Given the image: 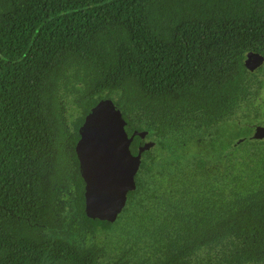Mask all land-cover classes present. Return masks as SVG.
Segmentation results:
<instances>
[{
	"label": "trees",
	"instance_id": "obj_1",
	"mask_svg": "<svg viewBox=\"0 0 264 264\" xmlns=\"http://www.w3.org/2000/svg\"><path fill=\"white\" fill-rule=\"evenodd\" d=\"M253 53L264 0H0V264H264V141L226 150L264 125ZM104 107L152 134L194 110L224 127L179 185L130 194L109 225L85 215L73 170Z\"/></svg>",
	"mask_w": 264,
	"mask_h": 264
},
{
	"label": "water",
	"instance_id": "obj_2",
	"mask_svg": "<svg viewBox=\"0 0 264 264\" xmlns=\"http://www.w3.org/2000/svg\"><path fill=\"white\" fill-rule=\"evenodd\" d=\"M247 71L264 66V57L245 54ZM237 121H235L236 123ZM138 130L124 121L116 107L92 109L79 128L75 153L84 181V213L90 219L113 222L135 189L134 175L140 163L141 148L134 146ZM264 140V127L250 125L232 147L244 141Z\"/></svg>",
	"mask_w": 264,
	"mask_h": 264
},
{
	"label": "flooded vegetation",
	"instance_id": "obj_3",
	"mask_svg": "<svg viewBox=\"0 0 264 264\" xmlns=\"http://www.w3.org/2000/svg\"><path fill=\"white\" fill-rule=\"evenodd\" d=\"M251 99L252 101L257 102L259 96L257 97L253 96V98ZM203 111L204 110H202L200 113L198 110H194L193 113L192 112L184 113V117L179 123V125H182L180 129H178V127L173 125L175 124L176 117L170 118V120H172L170 121L172 123L171 126L169 127L167 132H162V133L158 132L159 128L156 127L157 124L156 126H154V134H152L149 131H147V129H142V125L140 124V122L138 124H129L127 122L132 128L139 131L138 134L134 137V146L136 148L140 147L142 150L140 154V163L134 175L135 189L128 192L126 205L113 222H105V221H101V222L108 223L109 225L115 224L122 215L123 210L128 205L130 194H132L135 198H137L141 193L145 192V189L147 187V191L154 192V197H157L170 192L176 182L177 185L180 184V180L182 179L184 170L189 167L190 159L192 158V155L200 156L201 153H203V150H205V145L210 146L211 143H215L212 141L217 140L218 133L220 135L221 129L222 127H224L223 123H219V121H215V119L212 117V114H209V116L206 117L207 118L206 121L200 120L203 124L198 125V121H196V118L200 116ZM83 121L81 122L80 126L82 125ZM232 121L234 124L238 123V120L236 119H233ZM235 121L237 122L235 123ZM205 123H207L208 125H206ZM251 125H258L264 127V125H260L256 123H252ZM80 126L78 127V133ZM225 126H230V125L225 124ZM196 129L198 130L199 133L196 134L190 133L192 130H196ZM247 132H248V128L242 134H245ZM239 135L235 136L228 144L226 148L227 152H233L237 146L245 142L255 143V142L264 141V140L244 141L232 147L233 142L236 140V138ZM78 139L75 141V145ZM218 143H219L218 149L219 151H221L222 149L221 144L219 141ZM75 145H74V154L76 158V164L73 165V170L76 168L78 169V174L81 178L82 187H83V192H82L83 201H85L84 181L80 175L79 161L75 153ZM209 152L211 157L216 154L212 152V147L209 148ZM217 155H220V152H218ZM66 191L68 192V190ZM92 220H97V219H92ZM81 239L84 247H87L88 245L91 244L89 243L90 242L89 239H85V238H81Z\"/></svg>",
	"mask_w": 264,
	"mask_h": 264
},
{
	"label": "rangeland",
	"instance_id": "obj_4",
	"mask_svg": "<svg viewBox=\"0 0 264 264\" xmlns=\"http://www.w3.org/2000/svg\"><path fill=\"white\" fill-rule=\"evenodd\" d=\"M86 244H88V243H86Z\"/></svg>",
	"mask_w": 264,
	"mask_h": 264
}]
</instances>
